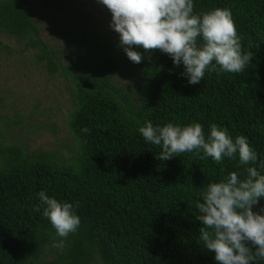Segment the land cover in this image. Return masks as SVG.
<instances>
[{"label":"trees","instance_id":"16d2710c","mask_svg":"<svg viewBox=\"0 0 264 264\" xmlns=\"http://www.w3.org/2000/svg\"><path fill=\"white\" fill-rule=\"evenodd\" d=\"M53 2L43 0L45 7ZM67 5L80 12L69 30L56 27L65 45L54 51L40 39L29 0L0 1V33L36 50L48 75L64 78L72 104L67 158L0 142V264H216L200 239L196 203L209 182L229 172L243 179L247 166L195 152L161 161V149L138 129L145 121L198 122L207 137L215 123L232 137H247L264 158V0H194L197 14L230 9L242 52L254 54L244 71H206L199 85H189L182 66L159 50L136 48L144 59L129 61L97 0ZM99 7L98 14L83 12ZM121 66L138 77L135 89L116 84ZM41 190L73 204L81 220L59 250L51 247L60 238L49 221L33 211Z\"/></svg>","mask_w":264,"mask_h":264},{"label":"clouds","instance_id":"9594fccd","mask_svg":"<svg viewBox=\"0 0 264 264\" xmlns=\"http://www.w3.org/2000/svg\"><path fill=\"white\" fill-rule=\"evenodd\" d=\"M97 2L110 12L109 27L118 35V47L129 61L140 64L144 59L136 48L159 50L171 59L174 67L182 66L180 75L189 85H199L206 71L240 73L254 58L250 50L242 52L228 8L197 14L194 0ZM202 128L198 122L154 126L145 121L138 131L146 143L161 149L158 155L161 161L195 152L201 159L210 157L217 164L225 158H238L239 165L247 166L243 179L236 172H229L219 182L208 183L196 203L195 221L202 225L199 229L202 245L214 254L216 264H255L257 258L264 260V205H260L264 200V174L259 171L264 168V158L258 157L243 135L232 137L226 128L213 123L205 137ZM37 195L40 204L33 211L47 218L60 238L51 247L62 249L69 235L80 227V217L73 204L60 202L43 190Z\"/></svg>","mask_w":264,"mask_h":264},{"label":"rangeland","instance_id":"374dc122","mask_svg":"<svg viewBox=\"0 0 264 264\" xmlns=\"http://www.w3.org/2000/svg\"><path fill=\"white\" fill-rule=\"evenodd\" d=\"M67 1L56 0L45 7L43 0H29L34 23L41 29L40 39L54 51L65 45L56 27L64 25L69 30V21L80 12L66 6ZM83 10L98 14L101 7ZM36 55L24 41L0 33V142L23 145L31 154L67 158L66 120L72 108L69 86L59 74L50 77ZM116 74V84L123 90H133L140 83L125 66Z\"/></svg>","mask_w":264,"mask_h":264}]
</instances>
